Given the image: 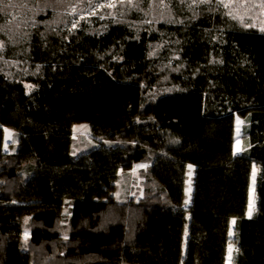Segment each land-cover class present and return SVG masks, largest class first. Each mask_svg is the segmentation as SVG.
Listing matches in <instances>:
<instances>
[{"label":"trees","instance_id":"obj_1","mask_svg":"<svg viewBox=\"0 0 264 264\" xmlns=\"http://www.w3.org/2000/svg\"><path fill=\"white\" fill-rule=\"evenodd\" d=\"M90 9L0 0V264H264V32L220 0ZM80 122L99 145L73 157ZM141 162V197L118 200Z\"/></svg>","mask_w":264,"mask_h":264},{"label":"rangeland","instance_id":"obj_2","mask_svg":"<svg viewBox=\"0 0 264 264\" xmlns=\"http://www.w3.org/2000/svg\"><path fill=\"white\" fill-rule=\"evenodd\" d=\"M123 0H89V7L91 8L86 15H103L109 11H113L117 8L118 2ZM224 6L229 11L230 15L235 17L239 25L244 28H254L256 30L264 32V0H220ZM111 5V6H109ZM244 121L242 118L237 117L236 121V144L235 151L240 152L243 147L244 140L242 138ZM70 147L67 150V155L77 157L85 151H89L93 147L99 145L98 141L92 137L91 128L88 122L76 123L73 127V134L69 137ZM17 143V138L15 132L11 129L5 128V150L10 152L15 150V144ZM148 164L145 162L134 164L131 168L121 169L120 176L116 182V188L114 195L118 200H124L127 197H134L136 199L140 198L143 193V176L140 170L145 168ZM194 166H189V179L187 181L188 188L186 203H190L192 188V176L194 175ZM258 172V168L254 166L252 185H251V195L249 203V212L251 213L255 207V176ZM223 181V180H222ZM224 183V181H223ZM218 198L216 201V209L219 208L221 203V183H218ZM248 212V213H249ZM188 237V229L185 234V241ZM23 238L25 243L30 238V232L28 229L23 233ZM201 239V242H203ZM232 249L230 246L228 253V264L232 261ZM243 251H246L247 257L251 258V248L242 247ZM202 258V253L199 252V262Z\"/></svg>","mask_w":264,"mask_h":264},{"label":"snow or ice","instance_id":"obj_3","mask_svg":"<svg viewBox=\"0 0 264 264\" xmlns=\"http://www.w3.org/2000/svg\"><path fill=\"white\" fill-rule=\"evenodd\" d=\"M109 6H111V5H109ZM225 6H227V5H225ZM251 214V210H250V212H249V215ZM233 223H235V221H233Z\"/></svg>","mask_w":264,"mask_h":264}]
</instances>
